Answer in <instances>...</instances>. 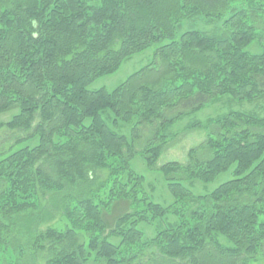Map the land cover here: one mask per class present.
<instances>
[{
    "label": "trees",
    "instance_id": "trees-1",
    "mask_svg": "<svg viewBox=\"0 0 264 264\" xmlns=\"http://www.w3.org/2000/svg\"><path fill=\"white\" fill-rule=\"evenodd\" d=\"M184 22L211 29L178 36ZM152 45V62L115 89H87ZM263 95L264 0H0V115L11 114L0 123V264L254 260L264 250V116L189 125L205 141L185 164H156L172 126L211 99ZM135 156L164 177L169 206L151 201ZM225 172L206 195L184 184ZM141 224L155 235L145 239Z\"/></svg>",
    "mask_w": 264,
    "mask_h": 264
},
{
    "label": "rangeland",
    "instance_id": "rangeland-1",
    "mask_svg": "<svg viewBox=\"0 0 264 264\" xmlns=\"http://www.w3.org/2000/svg\"><path fill=\"white\" fill-rule=\"evenodd\" d=\"M209 29L211 28L207 27L202 22H197L195 24L190 22H184L182 24L181 29L178 31V36L179 34L189 30H209ZM157 47L158 45H152L147 50L133 55L128 60L122 63L118 71H116L111 75L102 76L94 80L91 84L87 86V89L89 91H95L99 89H106L108 91H111L115 89L118 85L123 83L128 76L138 71L139 69L145 67L147 64L151 63L153 59L154 51L156 50ZM249 50H252L251 47L249 48ZM231 111L245 112V113L252 112L260 117H263L264 95L252 101H239L237 99L227 96L220 97L216 100L211 99L210 102H208L200 111L190 114L184 117L182 120L178 121L170 129V132L177 134V137L169 144V147L166 150H164V152L162 153L156 164V168L162 166L167 162H178L181 164H185L187 162L188 151L202 144L206 139V131H204L203 129H194L191 131H185V128L195 123L203 124L204 122H206L207 119L222 116ZM10 115H11L10 113L0 115V123L8 121ZM128 128L125 129L124 131L125 134L128 133V130H130ZM21 135L22 134L17 136H21ZM8 136L9 133H6L5 135L2 131L0 132L1 140L2 139L7 140ZM10 142L11 143L9 145H11L13 141ZM26 145L28 144H23L22 146H16L13 149V151L22 148ZM33 145L34 143L29 144V146H33ZM3 147L4 146H2L1 149ZM6 147L7 146L5 145V148ZM131 167L136 174L144 177L145 192L151 198L152 202L159 204L163 207L169 206L173 202V198L171 197L167 189V185L164 180V177L157 169H153V170L148 169V167L145 165L144 161L141 159L140 156H135L132 159ZM230 179H231L230 172H225L220 174L212 182L207 184L197 181L194 182L184 181V184L186 187H188V189H190V191L195 196H200L211 193L219 185L229 181ZM115 211L116 212L114 213L113 216L118 214V212L121 211V209L117 207ZM122 212H123V208H122ZM139 228L143 231L145 239H150L155 235L154 225L147 226L145 224H141ZM223 241L226 243L225 240ZM246 264H264V250L262 249L254 260H249L246 262Z\"/></svg>",
    "mask_w": 264,
    "mask_h": 264
}]
</instances>
